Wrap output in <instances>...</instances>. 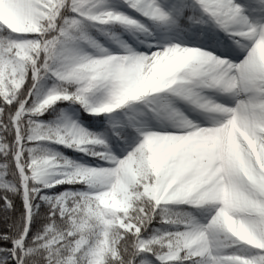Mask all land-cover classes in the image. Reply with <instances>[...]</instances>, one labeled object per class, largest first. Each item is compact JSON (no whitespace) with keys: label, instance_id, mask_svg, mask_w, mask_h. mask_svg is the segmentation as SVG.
Segmentation results:
<instances>
[{"label":"snow or ice","instance_id":"1","mask_svg":"<svg viewBox=\"0 0 264 264\" xmlns=\"http://www.w3.org/2000/svg\"><path fill=\"white\" fill-rule=\"evenodd\" d=\"M0 264H264V0H0Z\"/></svg>","mask_w":264,"mask_h":264},{"label":"rangeland","instance_id":"2","mask_svg":"<svg viewBox=\"0 0 264 264\" xmlns=\"http://www.w3.org/2000/svg\"><path fill=\"white\" fill-rule=\"evenodd\" d=\"M76 107H78V106H76ZM46 115H49V113H45L44 116L41 117L40 119L41 120L46 119ZM78 118H79L80 122L82 123V125L84 127H86V128L89 127L88 120H90V119H98V117H87V114L84 113L82 110L79 113ZM90 130L93 131V132L99 131V129H96V128H90Z\"/></svg>","mask_w":264,"mask_h":264},{"label":"trees","instance_id":"3","mask_svg":"<svg viewBox=\"0 0 264 264\" xmlns=\"http://www.w3.org/2000/svg\"><path fill=\"white\" fill-rule=\"evenodd\" d=\"M52 117H50L49 115H46V119H51ZM45 120V119H44ZM63 150V152H64V154L65 155H67V156H72L74 159L75 158H78L81 154L80 153H75V154H73L72 152H71V150H69V149H62Z\"/></svg>","mask_w":264,"mask_h":264}]
</instances>
